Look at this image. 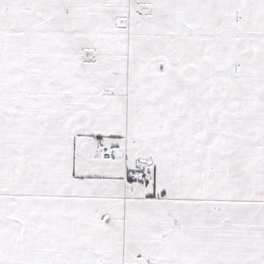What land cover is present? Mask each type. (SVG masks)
Listing matches in <instances>:
<instances>
[{"label": "snow or ice", "instance_id": "6c2138e0", "mask_svg": "<svg viewBox=\"0 0 264 264\" xmlns=\"http://www.w3.org/2000/svg\"><path fill=\"white\" fill-rule=\"evenodd\" d=\"M0 264H264V0H0Z\"/></svg>", "mask_w": 264, "mask_h": 264}]
</instances>
